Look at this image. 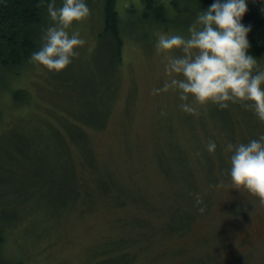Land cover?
Segmentation results:
<instances>
[{
  "label": "rangeland",
  "instance_id": "obj_1",
  "mask_svg": "<svg viewBox=\"0 0 264 264\" xmlns=\"http://www.w3.org/2000/svg\"><path fill=\"white\" fill-rule=\"evenodd\" d=\"M140 2H116L123 22L119 67L108 62L106 40L97 37L102 24L96 0L91 15L69 29L79 31L87 43L64 70L49 72L30 62L3 75L0 219L12 229L4 232L0 255L10 264H96L106 257L101 252L105 246L135 238L139 217L146 220L151 238L135 249L131 264H264V205L242 189L218 188L217 182H227L228 176L218 175L209 184L205 171L210 163L201 167L208 135L223 146L230 141L215 125L227 128L221 108L198 105L197 114H188L179 108L175 91L151 93L167 78L165 58L155 48L158 33L171 29L187 34L197 11L172 13L167 25L127 26L128 13L138 14ZM180 7L186 11L185 4ZM260 63L264 66V58ZM110 88L113 94H108ZM15 92H22V103L12 100ZM105 99L112 100L105 126L86 127L97 164L87 174L93 157L85 142L75 148L65 133L66 122L92 123L94 115L101 122ZM243 110L249 117L237 112L233 143L264 132V121L251 109ZM71 163L84 171L80 180L90 186L88 202H74ZM115 184L127 191L123 207L103 197L106 187ZM196 186L205 210L174 232L192 217L187 215L195 210L189 193H196Z\"/></svg>",
  "mask_w": 264,
  "mask_h": 264
},
{
  "label": "clouds",
  "instance_id": "obj_2",
  "mask_svg": "<svg viewBox=\"0 0 264 264\" xmlns=\"http://www.w3.org/2000/svg\"><path fill=\"white\" fill-rule=\"evenodd\" d=\"M41 2L47 5L51 23L44 28L40 46L30 52L29 60L59 73L87 43L79 31L70 32V27L87 19L92 10L88 0H62L60 6L57 0ZM247 7V0H213L206 9L197 10L187 34L160 31L155 48L165 58L167 78L151 93L175 91L179 108L188 114H197L198 105L226 109L240 103L264 121V66L249 52L251 25L242 22ZM206 149L215 152L217 141L209 138ZM223 150L229 153L228 181L219 180L217 187L242 189L264 205V132L246 142L229 141ZM194 195L201 203L200 193Z\"/></svg>",
  "mask_w": 264,
  "mask_h": 264
},
{
  "label": "trees",
  "instance_id": "obj_3",
  "mask_svg": "<svg viewBox=\"0 0 264 264\" xmlns=\"http://www.w3.org/2000/svg\"><path fill=\"white\" fill-rule=\"evenodd\" d=\"M96 0H88L89 6L94 7ZM141 8L138 14H135L133 10H131L130 14L128 13L127 17V26L130 27L135 26H152L155 27L157 25H167L170 21V17L172 13L177 14H189L192 11V8L197 11L198 9H206L213 0H140ZM62 0H57V6H60ZM116 2L117 0H99L98 11L100 13L101 18V29L98 34V39L105 41V45L103 47V51L106 53V58L108 62L115 66H120L121 61V48H122V39L123 32L121 28V24L123 23L120 20V16L116 10ZM180 3L185 4V10H182L180 7ZM247 11L242 18V22L248 25H251V30L248 33V40L250 42L249 52L253 54L260 61L264 58V0H247ZM171 6V8H170ZM47 5L42 3L41 0H0V84L3 82V75L9 72H15L22 65H26L30 63L29 54L34 49H37L39 45V36L43 34L44 28L51 23L48 18V14L46 11ZM102 10V11H101ZM172 10V11H171ZM184 11V12H183ZM129 12V11H128ZM169 12L171 14H169ZM122 22V23H121ZM192 23V22H190ZM122 32V33H121ZM127 33V32H126ZM121 34V36H120ZM1 86V85H0ZM108 94H113V90L110 88ZM22 92H15L12 96V100L15 103H22L23 101ZM112 99V97H111ZM111 99L107 100L106 115L104 120L101 122H97V116H90L89 121L92 123H87L85 121H81L80 119L69 120L68 125H66V135L72 139V143L75 148L80 149V145L82 142H85L86 147L89 153L92 155V160L88 163L89 168L87 169V174L92 173V171L96 168H92L93 163L97 166L96 161L94 160V154L91 152V148L89 145V139L86 135L87 130L86 127L90 129H101L105 126L109 111L110 105L112 103ZM244 111L246 116L249 117L248 113L243 110V107L240 103H232L226 109L220 110V116L224 120V124L227 128H220L218 123H215L217 127V132L223 136L224 140L228 138L230 141L235 142L237 133L236 129V116L237 112ZM238 122V120H237ZM208 132V131H207ZM210 138L212 136L208 135ZM213 136L216 137V134L213 133ZM1 138V135H0ZM250 136H247V139H241V141H247ZM215 139V138H213ZM217 141V149L213 152V155L208 153L207 150H201V167H206L204 161H207L209 164L208 168H211L210 171L206 169L207 181L209 184H213L217 181V177L219 176H227L226 169L229 167V153H223L224 146ZM224 141V143H225ZM207 142V141H206ZM1 145V140H0ZM1 151V148H0ZM2 157L0 156V169H2ZM81 163V162H80ZM82 164V163H81ZM73 172H74V187L72 197L74 202L77 200H84V202H88L90 200L91 189L87 184H83V181L80 180V177L84 179V171L78 170V165L75 163H71ZM205 165V166H204ZM79 172V175H78ZM219 172V173H218ZM189 174H191L189 170ZM219 175V176H218ZM103 176H108L109 180L113 179L110 175L103 174ZM213 178H210L212 177ZM100 177V176H98ZM97 177V178H98ZM107 178V181H109ZM106 181V182H107ZM83 184V188L81 187ZM110 186V188L105 189L104 191V199L111 202L115 206L123 207L126 204V200L124 198L125 189H121L117 187ZM196 193L198 192L197 186L195 187ZM199 193V192H198ZM192 199L191 205L192 208H195L194 212L191 214V219L186 222L181 228L175 230L174 232L183 230L186 225H188L198 213L199 208L204 204L199 203V208L197 205V201L195 202L194 191L189 193ZM122 196V197H121ZM147 202V201H146ZM135 204V203H133ZM140 204L138 207H141ZM207 206V205H206ZM205 206V207H206ZM138 222L136 229L137 235L130 239L123 238L118 241L112 242V244L105 246L102 249V255H106L102 259L96 261V264H131L134 261V256L137 250L141 249L147 243L142 244V242L148 241L151 236L145 230L146 220L145 219H136ZM10 225H7L6 222L0 219V249L5 240V233ZM138 227V228H137ZM7 232H10L9 230ZM146 238V239H145ZM138 242V243H137ZM132 244V245H130ZM129 248H133L134 250H129ZM138 248L136 251L135 249ZM117 249V250H116ZM97 256V252L95 253ZM0 264H10L9 261L5 260L0 255ZM15 264V263H14ZM21 264V262H20Z\"/></svg>",
  "mask_w": 264,
  "mask_h": 264
},
{
  "label": "bare ground",
  "instance_id": "obj_4",
  "mask_svg": "<svg viewBox=\"0 0 264 264\" xmlns=\"http://www.w3.org/2000/svg\"><path fill=\"white\" fill-rule=\"evenodd\" d=\"M102 11V10H101ZM101 23V22H100ZM122 23V22H121ZM123 25V24H122ZM121 25V26H122ZM122 33V32H121ZM120 36H121V34H120ZM122 41V40H121ZM123 42V41H122ZM206 176V175H205ZM125 193V192H124ZM126 195V194H125ZM129 195V194H128ZM122 197V196H121ZM125 197V196H124ZM129 198H127V200H128ZM130 224V223H129ZM132 225V224H131ZM138 228V227H137ZM145 230H147V229H145ZM148 231V230H147ZM151 231V230H150ZM146 239V238H145ZM138 243V242H137ZM145 244V243H144ZM130 245H132V244H130ZM202 260V259H201ZM208 262V261H207Z\"/></svg>",
  "mask_w": 264,
  "mask_h": 264
}]
</instances>
